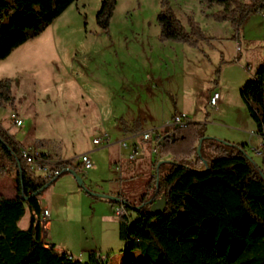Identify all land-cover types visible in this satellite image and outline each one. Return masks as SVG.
<instances>
[{"label": "rangeland", "instance_id": "rangeland-1", "mask_svg": "<svg viewBox=\"0 0 264 264\" xmlns=\"http://www.w3.org/2000/svg\"><path fill=\"white\" fill-rule=\"evenodd\" d=\"M159 1L116 0L109 34H106L95 22L101 0H74L38 34L0 58V77L11 78L15 97L13 105L0 104V125L20 143H30L53 157L70 160L83 151H88L90 156L91 167H76L84 186L66 170L40 194L41 200H45L50 197L48 190L52 189L53 200L47 205L46 239L51 236L58 249L79 259L81 256L86 259L91 250L106 256V264H125L128 256L144 257L139 249H130L124 240L119 241L117 223L103 218V214L113 209L108 201L96 195V192L110 193L113 189L136 203L154 171L152 139H157V135L147 139L138 136L140 146L151 140L146 143L150 148L146 158L129 160L122 154V165L139 162L133 170L123 171L121 176L116 160L112 158L118 152H127L126 148L119 144H93V136L107 133L113 140L120 135L123 123L117 118V111L109 112L117 101L123 109L121 115L128 123L139 108L144 121L148 120L145 126L160 125L161 133L170 126L166 118L170 116L171 101L175 110L179 106H190L195 116L207 89L210 92L217 88L221 94L218 98L222 103L220 112L213 118L208 113L203 121L205 130L207 126L208 131L215 129L220 135L207 134L236 141L248 138L233 125L235 121H245L246 117L251 121V118L231 78L232 74L242 76L243 71L251 74L256 65L264 64V13H249L235 30L229 21H215L205 15L198 0H169L183 23L186 24L187 15H192L203 30L213 36L214 47L207 50L211 59L206 60L197 47L183 43L182 47H177L169 44L174 41L157 39L155 16ZM234 33L237 41L232 38ZM109 42L116 50L106 47H110ZM154 43L170 56L171 64H167L165 73L148 71L149 67L146 69L143 63L135 67L138 61L134 53L136 45L146 52L144 57L148 65L151 59L145 44L152 47ZM200 46L207 47L205 42ZM220 55L226 60L221 62L219 73V77L220 74L223 76V88L212 81ZM234 56L237 60L230 61ZM234 62H238L239 67H232ZM154 84H157L156 92H152ZM105 91L110 99L108 108L101 104ZM146 103H150L153 117ZM12 112L22 118L21 124L16 125ZM247 150L259 163L261 153ZM165 169L166 164L162 163L160 171ZM15 185L14 167L0 164V194L13 196ZM126 213L130 218L135 216L134 210ZM27 221L28 209L18 225L25 227ZM153 249L149 248V251L153 252Z\"/></svg>", "mask_w": 264, "mask_h": 264}, {"label": "trees", "instance_id": "trees-1", "mask_svg": "<svg viewBox=\"0 0 264 264\" xmlns=\"http://www.w3.org/2000/svg\"><path fill=\"white\" fill-rule=\"evenodd\" d=\"M72 1L0 0V58L38 34ZM115 2L101 0L95 12V22L106 34ZM198 2L205 15L215 21L227 20L235 30L249 13H264V0ZM213 7L216 8L207 11ZM155 19L158 40L197 47L210 59L199 45L205 42L213 48V36L192 15L186 16L185 24L169 0H160ZM236 37L234 33L235 41ZM236 57L230 61L237 60ZM224 61L220 55L213 71L214 84L218 83ZM238 92L256 130L261 131L264 128L263 63L256 65ZM14 100L11 78L0 77V104L13 105ZM208 113L205 108V117ZM141 121L138 114L131 129H140ZM18 143L0 125V164L14 167L16 182L13 196L0 194V264H106V259L101 260L94 251L81 260L41 240L40 194L67 167L76 170L77 165L60 160L58 174L51 177L34 174L21 157ZM162 163L166 169L160 171ZM154 164L138 202L114 193L124 198L120 203L126 212H135L132 218L127 213L118 215V237L126 247L144 254L141 259L128 256L125 264H264V153L257 163L245 142L209 135L203 120L190 118L183 125L170 124L159 131ZM159 196L165 197L164 209L153 213L149 206ZM26 209L28 223L21 228L18 221ZM152 247L153 252L149 251Z\"/></svg>", "mask_w": 264, "mask_h": 264}, {"label": "crops", "instance_id": "crops-1", "mask_svg": "<svg viewBox=\"0 0 264 264\" xmlns=\"http://www.w3.org/2000/svg\"><path fill=\"white\" fill-rule=\"evenodd\" d=\"M111 19V18H110ZM109 27H110V24H109ZM102 30V29H101ZM108 34H109V28H108ZM158 34V33H157ZM158 39V38H157ZM160 41V40H159ZM165 41V40H164ZM172 41V40H171ZM181 43L182 42H176V41H174V43H169V44H174L175 46H177V47H179V46H181L182 47V45H181ZM109 44H111L110 45V47L108 46V45H106V47L107 48H111L112 50H116V48H114V45L112 44V43H110L109 42ZM160 44V43H159ZM183 44H185V43H183ZM188 46V45H187ZM200 46V45H199ZM105 47V48H106ZM191 47V46H190ZM201 47V46H200ZM145 48L147 49V51H148V53H149V55H150V59H151V61H150V64H148L147 65V59H145L146 57H144V54L146 53V52H143V51H141V47H140V45H136V49H135V54H136V56H137V62H136V64H135V67H137L138 68V66H139V64L138 63H143L144 65H145V67H146V69H147V67H149V69H148V71H151V72H158V73H165V71H166V68H167V64H171V61L169 60V58H170V56L169 55H167V53L164 51L163 52V50H160L159 49V46H158V43H154L153 45H152V47H148L147 46V44H145ZM202 48H204V50L208 53V49H209V47L207 46L206 48L205 47H202ZM209 54V53H208ZM109 55V54H108ZM203 55V54H202ZM204 56V55H203ZM209 57H210V59H211V56L209 55ZM205 58V57H204ZM206 59V58H205ZM207 60V59H206ZM223 65H224V63H223ZM223 65H222V68H221V70L223 69ZM233 66H238L239 67V63L238 62H234L233 64H232V67ZM108 67V66H107ZM106 70H107V68H106ZM105 70V71H106ZM104 71V73H106ZM167 72V71H166ZM214 73V72H213ZM156 74V73H155ZM106 76H107V74H106ZM251 76V74H248L247 72H245V71H243V75L242 76H238V75H236V74H232V78H231V81H232V84H234V88L235 89H239V87L243 84V82L246 80V79H248L249 77ZM2 77V76H1ZM223 76H222V74H220V77H219V79H218V83L217 84H215V85H220V87H224V85H223ZM213 81V80H212ZM154 87L153 88H155V89H153V91L152 92H156V90H157V84H154L153 85ZM218 90L217 88H212L211 90H210V92H209V89H207V93H206V95H204L203 96V98H202V101H201V103H200V108H198L199 109V111H197V113H196V115L194 116L192 113V109H191V107L190 106H179L176 110H175V108H174V106L172 105V101L170 102V108H171V112H170V116H169V118H166V123H168L169 121H170V119H171V116L173 115V113H175V112H178V111H181V110H183V111H185V112H187V114L189 115V117L191 118V119H193V120H199V121H202V120H204L206 117H205V115H204V110H205V108H207L208 110H209V116H210V118L212 117L213 118V115L215 114V113H219L220 112V108H221V101H218L215 105H209L208 104V96H209V94L212 92V90ZM218 92H219V90H218ZM239 93V92H238ZM153 95V93L151 94V95H149V97H151ZM156 95V94H155ZM219 96H221V94L219 93ZM240 96V95H239ZM149 97H148V100H149ZM219 98V97H218ZM240 99H241V97H240ZM110 99H109V95L108 96H106V91H105V95H104V100L102 101V106H104V107H107L108 108V106L110 105V101H109ZM114 100V99H113ZM242 101V100H241ZM111 104H113V103H111ZM147 104V107H148V112H149V114L151 115V117H153V114L151 113V110H150V103H146ZM114 105V104H113ZM140 107V106H139ZM247 110V109H246ZM108 111V110H107ZM113 111H117V113H118V115H117V118L123 123V125H122V129H121V133H120V135H118L117 136V138L116 139H113V140H111V142L109 143V144H119V140L121 139V138H123V137H126V136H128V135H130V134H132V133H137V132H139V131H144V130H148V129H155V130H158V132H159V127L158 126H160V125H155V124H149V125H147V126H145V124L147 123V121H144V119H143V116H142V114H141V111H140V109L138 108V110L135 112V114H134V116H133V118H132V120L130 121V123H128V121H126L124 118H123V116L121 115V112H123V109H122V106H121V104L120 103H118V101H117V103H116V106L115 107H113L112 109H111V111H109V112H113ZM138 114H140L141 116H142V121H141V128L140 129H138V130H132L131 128L133 127V122L135 121V117L138 115ZM247 114H248V112H247ZM249 115V114H248ZM250 117V116H249ZM251 118V117H250ZM122 119V120H121ZM246 120H248V122L246 121ZM219 123H221V122H219ZM224 123V122H223ZM163 125V124H162ZM234 128L236 129V130H238V131H241V132H243L244 134H246L247 135V137L248 138H245V137H242L239 141H236V140H231V141H236V142H245L246 143V148L247 149H249L250 148V150H253V151H255L256 153H264V152H258L257 151V149H260V150H262V151H264L263 149H264V144H263V142H264V138L261 136V135H259L258 133H257V130H256V125H255V122L253 121V119L251 118V121L248 119V117H246V119H245V121H235L234 122ZM205 132L206 133H212V134H216V135H220V134H218V132H217V130H210V131H208V129H207V126H206V130H205ZM17 140V139H16ZM28 140V139H27ZM18 141V140H17ZM152 141H153V143H152V147H155V142H156V139H152ZM19 142V141H18ZM149 142H151V140H146V141H144L142 144H141V149L142 150H140V152L138 153V155H137V157L136 158H138L139 160L140 159H142V158H146V155H147V153H149V150H150V148H147L146 147V143H149ZM20 143V142H19ZM26 144H30V143H26ZM30 145H32V144H30ZM120 145V144H119ZM149 147V146H148ZM149 149V150H148ZM153 149V148H152ZM248 151V150H247ZM122 154L124 155V154H126V152L124 153V152H118V154L116 155V156H113V158L112 159H114V160H116V168H117V172H118V175L119 176H121V174H123V171H127V170H133V168H134V166L135 165H137L138 164V162H139V160L138 161H135V164L134 163H131V162H129V163H125V164H123L122 165V163H120V159L122 158ZM139 154H140V157H138L139 156ZM57 158H60V159H66L67 157H57ZM129 160H132V159H129ZM153 160H154V150H153V152H152V157H151V162H153ZM259 163H260V160H259ZM154 167H155V165H154ZM152 173V172H151ZM127 174V173H126ZM49 186V185H48ZM47 186V187H48ZM47 187L44 189V191L45 190H47ZM49 191V195H50V197H45V200H41V197H40V203H41V205H48L50 202H52V200H53V197H52V189L51 190H48ZM111 192H113V193H120V192H118V191H115V190H110V193ZM47 196V195H46ZM99 196V195H98ZM99 198H101V199H103V200H105V201H108L109 202V204H110V207L113 209L112 210V212H107V213H105V214H103V218L105 219V221H113V222H115V223H117L116 225H117V234H118V215H116V213H115V211H114V208H115V206L117 205V204H119L120 203V201H110V200H108L107 199V197H104V196H99ZM47 208H48V206H47ZM52 209H53V207H51ZM27 223H28V221H27ZM27 223H26V225H25V227L27 226ZM25 227H21V228H25ZM41 233L43 234V236H47V227L46 228H44V229H42L41 230ZM119 238V237H118ZM50 239V240H49ZM52 238H51V236H49L48 237V239H46V241L47 242H45V243H51V244H54L53 243V241L51 240ZM119 241H123V239H120L119 238ZM55 248H57V246L55 245L54 246ZM58 249V248H57ZM60 250V249H59ZM91 251H93V250H91ZM88 253V252H87ZM71 254V253H70ZM72 255V254H71ZM80 255H81V252H80ZM86 255V254H85ZM87 255H89V254H87ZM73 257H75L74 255H72ZM83 256H81V260H86L88 257H86V259L85 258H82Z\"/></svg>", "mask_w": 264, "mask_h": 264}, {"label": "built area", "instance_id": "built-area-1", "mask_svg": "<svg viewBox=\"0 0 264 264\" xmlns=\"http://www.w3.org/2000/svg\"><path fill=\"white\" fill-rule=\"evenodd\" d=\"M249 68V67H247ZM219 92L218 90H212V92L208 96V104L209 105H215L218 101ZM11 116L16 123V125L21 124L22 118L17 115V113L12 112ZM190 119L187 112L181 110L178 112L173 113L171 116L169 124H179L183 125ZM259 135H261L264 138V128L261 131H257ZM159 132L155 129H148L144 131H139L137 133H132L126 137H123L119 140V144L126 148V156L129 159L137 157L140 145L137 142L138 136H142L143 138H151L153 135L158 136ZM92 142L95 145H101V144H109L111 142V139L107 133L99 134L97 136H93ZM264 144V142H263ZM19 151L21 157L24 159L26 164L28 165L29 169L34 174L44 175V176H53L55 174H58L60 172L61 167L58 165V162L60 160H68V159H60L57 157H53L51 155H48L47 152L42 151L37 146H32L30 144L26 143H18ZM153 150H155V147H153ZM258 152H262V150L257 149ZM70 162L76 164L80 167V169H87L91 167L92 162L90 159V156L88 154V151H83L78 155H75L74 158L69 160ZM116 215L126 213V210L124 209L123 205L121 203L117 204L114 209ZM49 218L48 214V208L46 205H41V211H40V223H41V230L46 228V222ZM40 237L43 242L46 241V237L43 236V234L40 232ZM101 260H105L106 256H100L97 254Z\"/></svg>", "mask_w": 264, "mask_h": 264}, {"label": "water", "instance_id": "water-1", "mask_svg": "<svg viewBox=\"0 0 264 264\" xmlns=\"http://www.w3.org/2000/svg\"><path fill=\"white\" fill-rule=\"evenodd\" d=\"M199 146H200V144L197 145V148H196L197 151L199 150ZM66 170H68L71 173H73V175L76 177L78 182L82 186H84V182H83L81 176L76 172V170H74L72 167H67ZM91 193H93V192H91ZM96 195L104 196V197L111 198V199H114V200H118L120 202L124 201V198H122V197H120L118 195L112 194V193L96 192ZM138 206H140V204L133 205V207H138ZM164 206H165V197L164 196H159V197H157L156 199H154L151 202L149 207H150V211H152L153 213H158V212H160V211H162L164 209Z\"/></svg>", "mask_w": 264, "mask_h": 264}]
</instances>
